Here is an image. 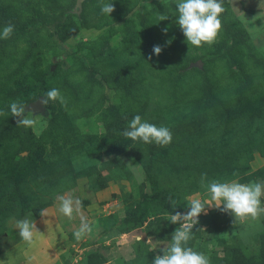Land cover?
Masks as SVG:
<instances>
[{"label": "rangeland", "instance_id": "374dc122", "mask_svg": "<svg viewBox=\"0 0 264 264\" xmlns=\"http://www.w3.org/2000/svg\"><path fill=\"white\" fill-rule=\"evenodd\" d=\"M74 2L0 0V30L9 23L29 25L0 39V109L8 113L0 117V177L13 175L9 160L22 154L25 164L14 175L28 187L25 192L32 194L28 197L37 200L56 192L46 197L49 203L35 215L25 204L23 213L0 218V264H151L179 224L168 220L163 195L142 168L144 145L121 135L110 106L125 129L139 114L143 120L167 126L172 134L177 128H191L194 121L203 128H219L225 137L227 127L235 124L251 142L263 139L264 0H224L219 35L215 43L202 47L187 44L175 22L174 0H111L110 16L101 13V0H81L78 14L72 12ZM161 14L169 18L159 21ZM52 20L61 40L58 45L49 38L47 24ZM38 21L41 26L34 25ZM226 37L234 68L223 58L202 61L206 52L218 51ZM154 45L161 46L159 55L153 53ZM22 59V69L13 75ZM184 68L189 69L182 73ZM200 69L209 84V105L201 103L205 84ZM52 88L60 90L66 104L49 100L43 104L44 112H25L35 115L34 127L17 125L10 102L25 104L39 94L46 98ZM242 114L246 118L234 117ZM152 144L157 147L153 172L164 177L170 170L158 165L176 152ZM247 157L248 171L234 179L264 181V154L249 149ZM213 165L204 162L195 171L186 166L184 173L201 175ZM35 176L45 178L33 181ZM54 177L51 189L40 186ZM177 182L164 193L177 201L174 211L186 212V200L193 195L209 199L205 190L186 194L184 176ZM23 189L19 188L21 194ZM141 189L153 194V200L139 202ZM68 193L81 200L83 214L93 222L92 231L80 240L73 235L79 217L69 219L58 211L57 197ZM132 208L141 224L127 229L129 222H118ZM26 217L39 231L31 244L19 237L15 227ZM233 219L206 206L188 246L205 253L210 264H237L238 252L259 264L264 216L243 223ZM147 226H156V235L148 234ZM137 241L144 244L146 257L140 263L135 260Z\"/></svg>", "mask_w": 264, "mask_h": 264}, {"label": "clouds", "instance_id": "9594fccd", "mask_svg": "<svg viewBox=\"0 0 264 264\" xmlns=\"http://www.w3.org/2000/svg\"><path fill=\"white\" fill-rule=\"evenodd\" d=\"M175 22L183 33L187 44L195 47H202L204 44L215 43L222 28L221 15L225 11L224 0H174ZM100 11L102 14L110 16L114 11L111 0H101ZM166 14L159 16V21L167 20ZM14 31L12 24H7L0 30V39H8ZM163 31L167 32V28ZM170 43V41H169ZM153 53L159 55L161 46L154 45ZM150 58V57H149ZM58 101L65 105L66 101L60 90L52 88L46 92V98L41 100V104ZM9 112L16 118V124L24 127H34L38 121L35 115L28 117L25 115L26 105L12 101ZM3 109H0V117L7 116ZM125 138L133 141H142L145 144L155 143L161 147L168 145L172 141L171 130L164 125L157 126L137 114L128 122V126L121 133ZM201 188L209 198L207 201L199 194L193 195L186 200V212L174 211L169 215L168 220L173 224H179L171 234V240L166 245L159 247L151 264H210V258L203 252L194 250L188 246V242L193 238L192 230L198 223V217L206 212L207 207H214L221 212L233 216V222L243 223L247 220L258 221L264 216V181H250L241 183L238 180L221 181L219 179H208L206 173L201 174ZM58 211L62 215L73 219L74 215L79 217L80 225L73 235L77 240L82 239L92 231V221L83 214L82 202L78 197L68 193L59 195ZM169 203L173 209L177 207V201L169 198ZM19 237L26 243H33L35 234L39 233L35 222L29 218L19 219L15 223ZM157 246H153V249Z\"/></svg>", "mask_w": 264, "mask_h": 264}, {"label": "trees", "instance_id": "16d2710c", "mask_svg": "<svg viewBox=\"0 0 264 264\" xmlns=\"http://www.w3.org/2000/svg\"><path fill=\"white\" fill-rule=\"evenodd\" d=\"M65 15L66 14L64 13L62 16L64 17ZM34 25L41 26L42 22H35ZM27 26L29 25H15L14 30L16 32H23L25 31V28ZM47 27L50 30V40L54 45H58L61 40L58 36L56 21L52 20L47 24ZM228 43L229 37H226L223 40L221 48L218 51L206 52L202 56V61H210L216 58H223L226 66L233 69L234 65L232 64L227 53V49L229 47ZM24 60L25 59H22V62H20L19 66L13 70V75L18 74L19 70L22 69L20 67L24 64ZM188 69L189 68H184L182 73H184ZM235 72L241 74L240 70H235ZM200 73L205 84L201 103L204 105H209V84L206 79V73L203 69H200ZM109 110L114 119L117 121L119 130L123 131L125 128L120 122L121 118L118 116L112 106H110ZM234 117L246 118L244 114H242V116L235 115ZM192 123L194 124L191 128L181 127L173 130L174 134H172V139H175H173L168 145L164 146V148H168V152L172 153V150L176 152L172 153L175 158L172 156L171 158L165 160L164 164L158 165V168H167L170 170L168 174L164 175V177L156 175V173L153 172L155 168L154 157L157 147L153 144H145L144 142L140 141L145 147V153L140 157V159L144 163L142 168L148 177H150L151 179L154 178L151 181H153L152 183L153 185H155V191H158L163 195L161 196L162 206L168 214H171L174 209L168 203L169 198L164 196V193L169 192L172 187L180 184L179 182H177V178L179 176H184L185 182L194 176L191 181L186 182L184 185V192L186 191V194L190 193V191L192 192L199 189L204 190L200 185L201 175L185 174L184 172L187 170L186 166L190 168V171L192 169L195 171L197 169H200L199 166H202V163L211 161L214 163V165L212 166L213 168L208 173H206L207 178L229 181L248 171L249 157H247V152L249 151V149L257 150L260 153L264 154V138L251 142L249 138H246L247 135L243 134L244 130H242L241 133L240 131L236 130L237 128L235 124L231 125L232 128H230V130H228L227 127V131L229 132V134L227 133V137H225L226 135L221 133L219 128H217V130H212L205 127L203 128V124L200 122L193 121ZM227 125L229 124L227 123ZM210 127L212 128V126ZM183 151L185 152V155ZM234 155L235 158L231 159ZM224 156L227 157V161H222ZM9 161L11 162L10 168L13 169V175L3 174L5 176V179H1L2 177H0V218L3 219L14 216V213L16 212L23 213V207L25 204L27 205L28 209L31 210L35 215L39 207L45 206L49 203L48 198L46 197H49L56 192H49L44 197L42 196L37 200L29 198L28 196H32V194L25 192L28 187H24L22 185L23 182L18 181L17 177H15L14 175V172L22 168L25 164L24 156H22V154H18L16 158H13L12 161ZM91 170L92 169H89V171ZM41 178L44 179L45 177L35 176L33 181H38ZM55 179L56 177L48 180L45 179L46 181H44L40 186L45 189H51L54 185L53 181ZM19 188H24L22 190V194L24 195L25 199H23ZM153 198V194H148L144 189H141L139 202H148L150 200H153ZM126 222H129L127 229L140 226L141 221L138 220L136 216V210L134 208L127 211L126 214L119 220L118 224L123 225ZM146 230L148 234L156 235V226H147ZM259 240L258 254L261 258L259 264H264V230L259 234ZM143 247L144 244L139 241H137L134 245L135 260H140L139 263L142 260H146V257L142 256L144 254ZM100 260L101 259H99V261L96 263H99ZM236 260L237 264H257L256 262H253L254 260H252V258L244 259L240 252L237 253Z\"/></svg>", "mask_w": 264, "mask_h": 264}, {"label": "water", "instance_id": "95a60500", "mask_svg": "<svg viewBox=\"0 0 264 264\" xmlns=\"http://www.w3.org/2000/svg\"><path fill=\"white\" fill-rule=\"evenodd\" d=\"M81 0H75L74 5L72 7V12L75 14H78L81 5H80ZM43 99L42 95H38L35 99L28 101L26 105V111H29L31 113H42L44 112L45 108L44 105L41 104V100Z\"/></svg>", "mask_w": 264, "mask_h": 264}]
</instances>
